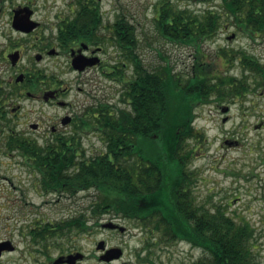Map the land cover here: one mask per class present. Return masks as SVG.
I'll list each match as a JSON object with an SVG mask.
<instances>
[{"label":"trees","instance_id":"16d2710c","mask_svg":"<svg viewBox=\"0 0 264 264\" xmlns=\"http://www.w3.org/2000/svg\"><path fill=\"white\" fill-rule=\"evenodd\" d=\"M222 7L241 31L264 37V0H222ZM221 19L214 10L201 14L164 2L156 21L165 38L198 49L218 33ZM71 22L58 30L57 38L87 40L90 32ZM115 23L118 64L125 67L130 61L133 75L125 79L122 70L114 74L123 83L120 102L124 107L114 105L115 114L100 121L105 149L88 157L77 143H20L21 152L36 154L31 156L32 167L53 193L70 194L72 185L96 193L90 217L86 211L74 219L52 221L55 225L48 227V240L87 231L91 221L99 223L101 216L110 214L141 227L138 264H165L162 252L170 258L180 243L202 250L193 264H262L255 255L251 224L227 215L222 206L199 204L194 195L197 177L187 164L195 152L189 141L204 138L193 123L196 107L214 100L223 104L245 99L264 81V65L246 52H234L223 60L230 63L242 55L244 70L255 76L254 85L204 69L194 70L184 80L168 68H146L137 53L134 25L122 17ZM77 152L81 158L75 156Z\"/></svg>","mask_w":264,"mask_h":264},{"label":"rangeland","instance_id":"374dc122","mask_svg":"<svg viewBox=\"0 0 264 264\" xmlns=\"http://www.w3.org/2000/svg\"><path fill=\"white\" fill-rule=\"evenodd\" d=\"M66 0H48V41L57 38L56 30L59 17L55 13L63 10ZM103 7L110 12L109 18L114 20L124 17L134 25L138 37L137 53L140 54L144 65L149 70L168 68L173 74L180 75L184 80L195 70L194 65L203 66L204 70L212 71L221 76H234L247 79L248 84L254 85L252 72L245 71L241 64L242 55L225 63V54L233 56L235 53L246 52L254 56L264 65V37L250 36L241 31L232 20L226 17L222 7V0H102ZM164 2L171 3L174 8L190 9L197 13L207 12L209 9L222 16L221 27L212 38H207L197 49L173 42L162 36L157 28V16ZM235 35L229 39L228 37ZM108 54L105 58L111 62L118 61L119 52L113 46H106ZM198 58H201L197 64ZM65 57H48V72L62 75V79H71ZM122 71L127 79L132 77V65ZM122 68V66L120 65ZM104 93L115 92L111 100L118 107H124L120 102L122 85L118 81H110L100 75ZM106 85V87H105ZM108 100V98L106 99ZM22 109L19 111L20 129L24 124L36 119L35 113L41 109L42 102L33 99H23ZM221 106H229L228 112L221 111ZM54 110L48 107V112ZM197 117L193 122L196 130L203 133L204 138L190 140L189 147L194 148L193 158L188 162V169L196 175L197 180L194 195L199 204L208 207L222 206L227 215L237 221H247L255 230V255L264 264V81L257 85L245 99H237L234 103L219 104L216 100L196 107ZM227 117V121L224 119ZM23 124V125H22ZM27 128V126H26ZM4 143L0 144V169L5 180H0V227L12 225L13 217L25 215L33 211V215L48 213V219L60 220L77 212L88 213L96 193L93 190L83 191L75 199L76 206H71L69 197L58 201L59 194L49 192L48 197L38 196L34 185L41 191V176L33 174L29 164L21 158L8 157L4 152ZM81 147L88 157L98 154L105 146L101 138L94 141H84ZM28 190L35 207H23L25 213H20L15 201L21 191ZM43 193V192H42ZM67 196V195H66ZM48 198V206L44 200ZM58 201V202H57ZM44 203V204H43ZM21 205V204H20ZM43 205V206H41ZM74 208V209H73ZM113 218L107 214L101 216L99 223L90 222L88 230L72 233L67 239L50 240L55 253L72 246L88 255L84 264H104L97 258V243L105 241L110 247H120L124 251L120 261L114 264H138V252L142 248V229L136 221L121 219V225L126 233L118 235L101 227ZM187 243H180L169 254L162 252L165 264H193L202 256V250ZM166 261H169L168 263Z\"/></svg>","mask_w":264,"mask_h":264},{"label":"flooded vegetation","instance_id":"af4514ba","mask_svg":"<svg viewBox=\"0 0 264 264\" xmlns=\"http://www.w3.org/2000/svg\"><path fill=\"white\" fill-rule=\"evenodd\" d=\"M47 4L48 0H0V144L4 143V153L8 157L21 158L30 167L34 163L31 156L36 154L21 152V142L81 144L100 139L102 117L115 114V104L111 101L115 92L101 96L104 87L99 78L101 75L115 82L114 74L123 70L115 65L116 62L105 58L108 54L106 46L116 43L113 33L116 18H109L110 12L103 7L102 0H66L63 10L55 13L60 16L57 31L73 24L71 21H77L76 26L90 32L87 40L62 41L56 38L48 41ZM124 19L128 20L126 16ZM48 57H65L69 69L65 74L73 73L72 78L64 80L62 75L48 72ZM96 59L97 63L91 64ZM76 60L79 65L87 64L80 70L75 67ZM194 69L204 68L199 64L194 65ZM23 99L40 101L43 105L35 113V121L27 122L21 130L18 115ZM48 107L54 110L48 112ZM75 156L81 158V152ZM35 171L33 174H37ZM1 173L0 169L2 181L6 177ZM40 185L41 191L34 185L35 193L48 197L52 191L48 182ZM81 192L79 187L72 185L70 194L59 193L58 201L69 197L71 206H76L75 199L78 200ZM30 197L28 190L17 196L15 204L20 213H25L22 206L35 207ZM47 202L48 198L44 200L46 206ZM72 211L70 209L71 215L60 220L74 219ZM31 213L33 211L15 216L12 225L4 229L0 227V264H84L88 255L74 246L63 248L56 255V248L50 244L47 234L48 227L55 225L50 223L55 220L48 219V213ZM108 220L121 226L120 219ZM106 230L118 235L126 233L119 228ZM112 248L116 246L110 247L105 242V248L97 250L99 262L114 264L121 260L109 262L103 259L106 251Z\"/></svg>","mask_w":264,"mask_h":264},{"label":"water","instance_id":"95a60500","mask_svg":"<svg viewBox=\"0 0 264 264\" xmlns=\"http://www.w3.org/2000/svg\"><path fill=\"white\" fill-rule=\"evenodd\" d=\"M234 38V36L232 35L231 37H228L229 39H231V38ZM97 59H96V62H94V63H91V64H95V63H97ZM87 63H84V65H86ZM84 65H79L78 63H77V60H76V65H75V67L76 68H78V69H80V70H82L83 68H84ZM227 110H229V108L228 107H225V108H223V112H227ZM227 121V118H225L224 119V122H226ZM104 228H120L119 230H121L122 232H124L125 231V228L124 227H119L118 225H116V224H114V223H108V224H105L104 226H103ZM105 248V242L104 241H100L99 243H98V246H97V249H98V251L99 250H103ZM122 249H120V248H112V249H110V250H108V251H106V254L103 256V259L104 260H107V261H111V260H114V259H119V258H121V256L123 255V251H121ZM70 258H74V257H70ZM76 258V257H75Z\"/></svg>","mask_w":264,"mask_h":264}]
</instances>
